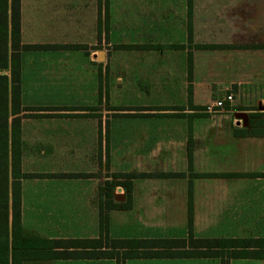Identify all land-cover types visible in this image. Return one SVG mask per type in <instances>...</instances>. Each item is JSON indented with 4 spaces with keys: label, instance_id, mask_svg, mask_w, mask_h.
Segmentation results:
<instances>
[{
    "label": "crops",
    "instance_id": "obj_1",
    "mask_svg": "<svg viewBox=\"0 0 264 264\" xmlns=\"http://www.w3.org/2000/svg\"><path fill=\"white\" fill-rule=\"evenodd\" d=\"M20 14L22 43L77 45L21 51V102L28 108L19 114L22 172L92 173L22 178L23 237H98L107 191L118 204L109 210L103 204L108 227L120 220L136 228L130 236L110 235L108 228L111 237H186L190 182L195 236L264 237V176L191 177L264 172V133L239 123L236 113L246 109L214 107L197 80L193 105L206 109L188 103L190 55L195 74L264 71V0H20ZM135 79L139 88L171 93L141 96L138 107L146 109L113 108L121 107L114 104L113 83L129 86ZM114 112L137 117L142 127L116 139ZM115 148L131 157L119 155L116 163ZM114 172L184 175L133 178L129 193L125 179L113 190L106 187ZM58 227L93 228L69 237ZM52 252L46 245L27 249L20 264H117ZM210 262L221 264L209 257L128 258L125 264ZM230 264H264V258H232Z\"/></svg>",
    "mask_w": 264,
    "mask_h": 264
},
{
    "label": "trees",
    "instance_id": "obj_2",
    "mask_svg": "<svg viewBox=\"0 0 264 264\" xmlns=\"http://www.w3.org/2000/svg\"><path fill=\"white\" fill-rule=\"evenodd\" d=\"M20 0H0V264H20L27 256V249L48 246L52 254L65 258H113L117 264H125L128 258L154 257H209L220 258L221 264H230L232 258H264V237H197L194 234L192 210V183L189 185L188 235L181 238H116L108 233L106 210L118 208L112 193L101 203L100 234L92 238L28 239L22 235L21 179L35 177H84L92 173H29L21 167V116L27 107L21 102V51L32 49L76 47L74 44H24L21 40ZM214 45L213 47H216ZM192 56H189L188 103L194 110H205L193 105ZM120 110V108H116ZM114 109V110H116ZM146 109L142 107L123 108ZM173 109H180L174 107ZM256 111L258 108H254ZM13 114L11 130L9 118ZM251 114H257L253 112ZM253 116V115H250ZM257 116V115H254ZM262 133V132H261ZM264 133V132H263ZM192 126L189 124L188 164L192 170ZM119 183L125 179L131 192V179L137 177H175L181 172H114ZM211 176H264V172L252 173H195L191 177ZM109 183V182H108ZM130 197V195H129ZM110 198V199H109Z\"/></svg>",
    "mask_w": 264,
    "mask_h": 264
},
{
    "label": "rangeland",
    "instance_id": "obj_3",
    "mask_svg": "<svg viewBox=\"0 0 264 264\" xmlns=\"http://www.w3.org/2000/svg\"><path fill=\"white\" fill-rule=\"evenodd\" d=\"M216 59V57H212ZM117 64V62H116ZM217 68V66H213ZM120 69V68H119ZM115 65L114 74L117 70H119ZM195 75H197L195 77ZM133 76V73H132ZM192 81L197 80L196 82H200L203 88L202 96L206 97L209 103H213L218 99H221L226 94L233 93L234 100L233 102L226 103L225 107L222 110L226 109H246V113L248 112L250 115L248 127L250 132L253 133H263L264 132V109L255 110L254 108H258L257 101L261 100L264 103V71H211V72H200L194 73L192 72L191 76ZM134 85H129V82H125L122 86H117L116 82L113 83V100L114 104L121 106L113 108H132V107H125V106H135L134 108L138 107L140 104L141 96L149 98V96H153L155 94H168L171 93V90L164 89V91L160 92V89L154 90L152 88H139L138 82L135 79ZM181 82L178 80L176 86L180 87ZM193 86V84H192ZM173 89V92H179L180 88ZM162 90V89H161ZM204 92V93H203ZM143 99V98H142ZM132 104V105H129ZM220 109V108H219ZM259 109V108H258ZM253 112H257V114H251ZM257 115V116H254ZM242 122V121H241ZM240 122V123H241ZM114 134H116V139H118V135L122 136H133V132L137 129L142 127L140 119L133 116H127L123 114L115 115L113 114L112 120ZM128 133V134H127ZM119 155H124L123 157H131L129 152H121V151H114V158L116 163L119 161L117 160ZM126 164L125 160L123 161ZM121 163V162H120ZM73 165V163H72ZM109 176L112 178V184L119 183V179L114 177L111 173ZM124 181V180H123ZM115 186V185H114ZM121 185H118L116 189H118ZM107 188H110V182L107 181ZM115 199L118 201L119 198ZM112 227L109 228L110 235L116 236L118 234H125L124 236H130L127 234L130 230L136 229L132 226L131 222L129 225H124V222L120 220H116L115 223L111 222ZM32 227H27V229ZM93 227H58L61 229L60 232L64 234V236L69 237H79L80 234H86L92 230ZM97 230L99 227L96 228ZM43 232H51L46 231V227H42ZM56 231V230H55ZM54 232V230L52 231ZM96 232V230H95ZM212 262H210L211 264Z\"/></svg>",
    "mask_w": 264,
    "mask_h": 264
},
{
    "label": "water",
    "instance_id": "obj_4",
    "mask_svg": "<svg viewBox=\"0 0 264 264\" xmlns=\"http://www.w3.org/2000/svg\"><path fill=\"white\" fill-rule=\"evenodd\" d=\"M260 109H264V103L262 101H259L258 103ZM236 118L239 121V123L242 121V124L247 126L249 121V116L245 111H238L236 113ZM116 198H120L118 195L115 196Z\"/></svg>",
    "mask_w": 264,
    "mask_h": 264
},
{
    "label": "built area",
    "instance_id": "obj_5",
    "mask_svg": "<svg viewBox=\"0 0 264 264\" xmlns=\"http://www.w3.org/2000/svg\"><path fill=\"white\" fill-rule=\"evenodd\" d=\"M233 100H234V94L233 93H229V94H226L221 99L216 100L213 103V106L217 107V108H220V109H223L225 107L226 103L233 102Z\"/></svg>",
    "mask_w": 264,
    "mask_h": 264
}]
</instances>
